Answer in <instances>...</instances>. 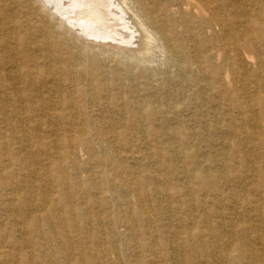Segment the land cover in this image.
Segmentation results:
<instances>
[{
  "label": "bare ground",
  "instance_id": "bare-ground-1",
  "mask_svg": "<svg viewBox=\"0 0 264 264\" xmlns=\"http://www.w3.org/2000/svg\"><path fill=\"white\" fill-rule=\"evenodd\" d=\"M0 264H264V0H0Z\"/></svg>",
  "mask_w": 264,
  "mask_h": 264
},
{
  "label": "rangeland",
  "instance_id": "rangeland-1",
  "mask_svg": "<svg viewBox=\"0 0 264 264\" xmlns=\"http://www.w3.org/2000/svg\"><path fill=\"white\" fill-rule=\"evenodd\" d=\"M129 21V20H128ZM132 25V23H129V27L131 28V30H130V33H132L133 34V40H135L136 39V36L138 35V32H137V29ZM57 32H58V30H57ZM59 32H60V30H59ZM133 40H130V39H128V40H126V41H129V42H133L132 44L133 45H135L136 44V41H133ZM114 53V51H111L110 53H108V54H106V56H105V58H106V62H105V64L109 67V68H114V67H116L117 66V64L119 63L118 61H119V56H112V55H114L113 54ZM111 56V57H110ZM116 57V58H115ZM115 60V61H114ZM157 60V61H156ZM113 61V62H112ZM153 63H148V64H146V66L147 67H149V68H162V69H164V67H165V65L163 64L164 63V57L161 55V54H157V55H155V57L153 58ZM111 63V64H110ZM113 63V64H112ZM125 64H128L129 62H126V60H125V62H124ZM131 65V66H130ZM128 67H130V68H132L133 67V63H129V65H127ZM156 66V67H155ZM196 142H193V144H195ZM197 144V143H196Z\"/></svg>",
  "mask_w": 264,
  "mask_h": 264
}]
</instances>
